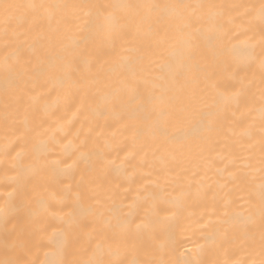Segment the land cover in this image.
Masks as SVG:
<instances>
[{
  "label": "bare ground",
  "instance_id": "obj_1",
  "mask_svg": "<svg viewBox=\"0 0 264 264\" xmlns=\"http://www.w3.org/2000/svg\"><path fill=\"white\" fill-rule=\"evenodd\" d=\"M20 3H81L83 0H14ZM97 3H164L176 0H90ZM186 3L213 2L221 4H246L259 6L260 0H184ZM123 15V13H121ZM48 32L46 21L40 23L38 31ZM143 31H147L145 28ZM35 32L23 41L22 47L27 56L42 53L45 41L35 40ZM243 39V37H241ZM170 37L163 31L155 36H128L118 41L114 48L90 46L87 52L76 58V86L63 88L49 83L47 88L39 89L43 98L38 104L29 106L28 101L18 104L6 101L0 89V208L7 212L9 231H4V217L0 214V259L19 258L34 261L35 264H56L65 258H88L95 239L93 229L103 225L90 224L92 217H76L74 232L65 240L71 241L73 257L62 255L60 233L67 232L66 221L76 212L78 203L87 205L89 200L78 201L84 191L85 182L92 178L90 165L99 166L98 153H104L113 163L104 168L103 183L108 189L109 209L131 212V219L139 224L144 221L147 228L129 244L127 248L113 246V254L105 259L113 261H143L163 259L170 264H187L202 261L204 264H241L250 257L259 259V227L248 233L247 238L238 229L229 230L223 241H213L222 226L224 206L228 203L230 214L247 217L250 214L249 202L258 203L261 174L258 170L243 167L237 156L243 154L241 145L246 144L240 136L243 125L241 113L244 105L237 111L234 106L226 108L219 129L213 141L203 145L198 138L173 141L175 159L167 154L155 152L159 140L153 141L140 128L147 123L140 118H132L128 105L132 93L120 84L123 77L119 65L124 56L133 59L149 55L157 69L152 75H160L158 66L168 59L171 51ZM150 45V47H149ZM135 51H126L127 49ZM11 49H5L0 40V62ZM155 55H152V53ZM213 57L207 49L203 52L202 64L213 65ZM216 78L226 87L230 95L241 87V81H254V101L248 105L259 109V84L261 71L259 63L243 65L233 62L229 67L217 68ZM235 73V75H234ZM3 72L0 69V77ZM129 80L135 81L139 92L152 89L140 76L126 73ZM155 84L164 81L154 80ZM168 86L177 95L197 87L195 84L179 82ZM202 86V85H200ZM121 89L115 107L107 112L94 111L102 103V97L111 96ZM163 89H157L160 95ZM173 92H164V99L158 108L170 109ZM215 97V93L211 94ZM9 104V107L5 105ZM235 113V116H233ZM185 122H173L168 126L170 137H179L187 122L199 119V110L192 108L186 114ZM154 118V114L153 117ZM42 127L38 128V125ZM35 129V130H34ZM39 132V134H37ZM258 138V137H257ZM45 145L42 149L40 146ZM7 147V150H6ZM258 155V146H257ZM17 153H21L19 163L31 165L34 176L27 182L23 180L21 168L17 166ZM236 163H233V161ZM258 164L255 168L258 169ZM20 178L13 182L9 177ZM15 190V191H14ZM12 194L9 196V194ZM39 200L46 203L40 204ZM106 212V215H110ZM63 218V219H62ZM13 226H15L13 230ZM255 236L253 249L245 240ZM5 241L9 247L5 248ZM26 242L21 248L19 242ZM13 245L15 247L13 248ZM87 249V252H85Z\"/></svg>",
  "mask_w": 264,
  "mask_h": 264
},
{
  "label": "snow or ice",
  "instance_id": "obj_2",
  "mask_svg": "<svg viewBox=\"0 0 264 264\" xmlns=\"http://www.w3.org/2000/svg\"><path fill=\"white\" fill-rule=\"evenodd\" d=\"M123 13V15H121ZM46 21L49 31H38L40 23ZM147 28V31H143ZM159 31L165 32L171 40V51L168 59L158 66L160 75L153 77L157 69L153 68L155 61L149 55H141L135 59L124 56L119 67L122 69L120 84L131 93V103L128 112L132 118L143 117L146 125L139 129L153 141L159 140L155 152L167 154L175 159L178 149L173 147V141L198 138L203 145L210 144L214 134L219 129V123L224 118L227 107L234 106L237 111L244 105L240 123L243 125L240 136L246 144L241 148L246 155L237 156L240 164L250 170H258L261 174L258 203L249 202V216L230 214L228 203L224 206L223 218L219 223L227 226L212 237L213 241H223L228 237L229 230L235 228L242 231L247 238L257 225L259 227V259L250 257L243 264H264V0L259 6L246 4H221L213 2L186 3L184 0L164 3H97L83 0L81 3H20L14 0H0V40L5 49H11L0 62L3 75L0 77V89L5 93L6 101L18 104L27 100L29 106L38 104L43 98L41 88H47L49 83L55 88L76 86L74 75L78 68L76 58L87 52L90 46L98 48H114L118 41H124L128 36H155ZM35 32V40L45 41L41 45L42 53L27 56L23 50L21 37L27 40ZM243 37V39H241ZM150 47V45H149ZM211 52L213 65L202 64L204 50ZM127 49L126 51H135ZM152 55H155L153 52ZM233 62L243 65L259 63L261 76L259 84V109L248 107L255 99L252 89L254 81H241L239 90L226 94V85L216 78L217 68L229 67ZM130 71L133 77L140 76L145 84H152L151 90L141 93L135 87V81L129 80L126 73ZM235 75V73H234ZM154 80L164 81L155 84ZM178 84L183 81L197 85L196 88L185 90L177 95L168 86V82ZM202 85V86H200ZM157 89H163L160 95ZM121 89H116L111 96L102 97L94 111L107 112L115 107ZM164 92H173L170 99L174 102L170 109L158 108V102L164 99ZM215 93V97L211 94ZM5 107H9L6 103ZM199 110V119L187 122L179 137H170L168 126L173 122H185L186 113L192 108ZM154 114V118L153 117ZM235 116V113H233ZM42 127L41 125L37 126ZM35 130V129H34ZM39 134V132H37ZM258 137V138H257ZM258 146V155H257ZM42 149L45 145L40 146ZM7 150V147H6ZM21 153H17L19 166L25 185L34 176L31 165L19 163ZM99 166L90 165L89 172L95 174L87 180L84 191L78 195V201L87 199L86 206L78 203L74 212L66 221L67 232L61 231L60 248L62 255L73 257L71 241L65 245V240L71 237L76 223V217H92L90 224L103 225L93 229L96 235H89L90 241L95 239V247L88 258H65L56 264H170L163 259H146L143 261H113L105 259L113 254V246L127 248L147 228L144 221L136 224L131 212L108 208V189L103 183L104 168L113 163L104 153H98ZM233 163H236L234 160ZM258 164V169L255 165ZM20 178L9 177L13 182ZM15 191V190H14ZM12 194L10 193L9 196ZM38 203L45 204L43 200ZM110 212V215H106ZM4 217V231L8 232L10 223L5 209L0 208ZM63 219V218H62ZM15 226H13L14 230ZM249 247L255 248V236L246 239ZM5 248L9 247L5 241ZM19 246L26 248V242L20 241ZM15 245H13V248ZM87 252V249H85ZM0 264H35L34 261L19 258L0 259ZM187 264H204L202 261L187 262ZM228 264V261H224ZM234 264H241L240 261Z\"/></svg>",
  "mask_w": 264,
  "mask_h": 264
}]
</instances>
